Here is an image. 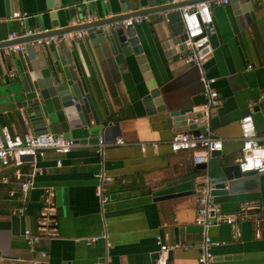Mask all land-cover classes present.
Returning a JSON list of instances; mask_svg holds the SVG:
<instances>
[{
	"label": "crops",
	"instance_id": "crops-1",
	"mask_svg": "<svg viewBox=\"0 0 264 264\" xmlns=\"http://www.w3.org/2000/svg\"><path fill=\"white\" fill-rule=\"evenodd\" d=\"M58 1L60 9L55 12L47 7L55 0H0V41L12 32L52 29L56 25L50 19L52 13L62 27L85 10L107 19L120 6L119 0ZM252 2L256 5L252 18L242 29L229 1L212 7L218 46L201 60L200 66L179 61L182 51L161 47V31L167 26L153 24L155 16L148 15L149 21L135 26L147 58L145 69L120 50L115 51L107 39L98 42L99 37H86L72 42L71 50L80 63L97 121L116 128L105 132L106 128L95 127L83 109L86 126L71 130L66 120L54 124L61 115L57 113L47 133L70 132L71 138L82 144L93 137L106 141L120 138L127 145L105 148L102 155L84 147L67 155L47 152L38 161L43 171L28 192L21 214L19 200L10 199L8 186L0 183V264H100L103 257L107 264H153L157 236L167 246H176L167 253L168 264H198L204 236L214 244L209 250L215 264H264V174L256 192L211 198L217 211L225 216L247 206L249 219L237 220L232 226L220 223L206 230L195 223L199 194L196 179L208 170L214 171L221 161L239 163V121L259 102L262 116L256 133L264 138V101L260 100L264 95V0ZM13 13L27 15L23 27L10 20ZM182 45L185 43L177 47ZM0 63L4 69L14 68L10 56ZM202 76L215 79L221 104L206 120L193 123H207L200 132H214L222 148L220 156L210 157L205 170L200 171L195 166L202 164L193 163L191 152L171 151L169 142L178 133L167 127L163 114L136 115L132 104L141 95L155 91L159 104L167 111L199 110L205 104ZM8 84L4 81L0 85V125L16 135L33 133L17 120L8 100ZM61 108L58 103L56 109ZM141 144L146 145L144 150ZM100 170L112 179L107 185L106 204L95 195L94 175ZM12 172L11 168L0 167V178ZM178 194L182 195L155 200ZM27 229L39 236L33 247L24 240ZM92 237L99 239L85 243L84 239Z\"/></svg>",
	"mask_w": 264,
	"mask_h": 264
},
{
	"label": "water",
	"instance_id": "water-1",
	"mask_svg": "<svg viewBox=\"0 0 264 264\" xmlns=\"http://www.w3.org/2000/svg\"><path fill=\"white\" fill-rule=\"evenodd\" d=\"M228 1L233 6L238 28L242 29L252 18L251 15L256 5L252 0ZM119 3V10L115 11L109 18L78 27H72L70 25L61 27L55 15L52 13L50 19L56 22V25L53 24L52 29H47V34H34L18 38L8 43H0V47L6 44L23 45L21 51L10 55L16 76L12 80L5 79V81L9 83L8 100L15 109L17 120L24 127H29L33 132L32 134L39 135L47 133L48 126L52 125L51 119L54 116L56 117L58 115L57 113L61 115L60 117H56V119L58 118V122L54 124H61L62 120H66L68 129L71 130L86 126L83 109L87 114H90L91 119L95 123V127L106 128L105 132L116 128V125H112L109 122L99 124L97 121L93 101L85 83L80 63L76 53L71 50L72 42L76 43L78 40L73 38L72 41L69 40L66 43L57 45L50 44L47 46L39 45L37 40L44 37L95 28L113 21L149 15L155 16V19L152 21L153 24L167 26V30L162 29L161 31L164 38L162 48H174L173 50L176 53L186 49L183 45L177 47L178 44L184 43L186 40L185 34L178 26L180 15L177 10L187 4V1L119 0ZM47 7L48 10L56 12L60 9V2L55 0L54 5L49 3ZM65 23H67L66 19ZM87 37H99L98 42H103L107 39L115 51L120 50L124 57L133 58L138 66H143V69L146 68L147 58L135 26L126 29H113L109 32H103L101 30L90 31ZM217 46L218 41L214 28V33L207 35V43L200 49L199 58L204 61ZM37 57H41V59ZM2 70L4 71L5 69L2 67ZM157 98L155 91L143 94L137 98L132 104L136 115L161 113L164 116L167 127L175 129L174 132L177 133L190 132L192 134H198L200 128L207 125L205 122L193 123L203 119V107L199 110L182 108L167 111L164 106L159 104L160 101ZM72 101H76V103L73 104ZM58 103L62 107L59 110L56 109ZM261 105L262 103L259 102L258 105L251 107L256 129H258V123L261 121ZM71 109L75 113L74 116H71ZM63 136L71 138L70 132H65ZM86 140H89V143L97 142L96 137ZM80 142H85V140ZM260 145L264 147L263 143H260ZM219 156V151H213L210 155L211 158ZM195 168L200 171L205 170V165H196ZM263 174L264 171L261 173H240L238 164L228 165L227 161L224 160L221 161L214 171L208 170L205 175L196 179L198 182L197 188L198 190L206 188L212 199L227 195L253 193L259 190V179ZM182 194L168 195L155 200L170 199L173 196H180ZM261 215L264 220V208L261 210ZM99 263L107 264L106 258L103 257Z\"/></svg>",
	"mask_w": 264,
	"mask_h": 264
},
{
	"label": "built area",
	"instance_id": "built-area-1",
	"mask_svg": "<svg viewBox=\"0 0 264 264\" xmlns=\"http://www.w3.org/2000/svg\"><path fill=\"white\" fill-rule=\"evenodd\" d=\"M188 3L180 7L177 11L180 15V25L182 32L186 36V49L178 55V60L185 64H196L200 66L201 59L199 58V51L207 43V35L214 33L212 7L225 5L228 0H173V2ZM106 2V0H104ZM26 14L13 13L11 21H16L23 27ZM96 15L85 10L80 17H75L70 22V26L78 27L93 22L99 21ZM149 21L148 16H136L128 19L113 21L105 25L97 26L95 28H88L84 30L66 33L62 35L44 37L37 40L39 45H57L66 43L73 36L75 39H84L88 36L90 31L101 30L109 32L113 29H126L144 22ZM48 30H23L22 33L12 32L6 40L0 43H8L21 37H27L34 34L45 35ZM23 49L22 44L5 45L0 47V61L5 60L11 54L17 53ZM16 76L15 69L2 70L0 63V85L7 80H12ZM203 98L205 104L202 113L203 119H207L209 114L216 110L221 102L218 92L214 88L215 79L202 76ZM264 101V95L260 99ZM239 128L241 133L242 147L241 158L238 163L240 173L264 171V138H261L256 133V128L253 120V112L250 108L249 113L239 121ZM127 145L122 139L115 138L111 141H106L99 137L94 145L89 143H78L72 138H66L63 135H54L52 133H45L35 135L32 133H25L23 135L13 134L7 126L0 125V167L13 169L11 176H2L0 183L7 185V196L10 199H18L21 207L18 213L24 211V205L27 200V194L34 188L36 177L42 174L43 169L38 166V161L44 159L47 152H53L59 155H67L77 148L95 149L98 154L103 153L105 148L125 146ZM170 149L172 152H191L194 164L207 163L213 151H220L222 148V141L214 132L206 129L198 134L189 132L174 134L171 138ZM145 144H141V149H145ZM154 147L155 144H152ZM96 179L95 195L100 200L101 204L109 202L107 194V185L112 181L103 170H100L94 175ZM198 211L195 223L201 226L204 230L213 225L225 223L232 226L235 221H243L251 217L248 213L247 206H241L239 210L232 215H222L214 207L206 188L199 190ZM255 220V217L253 216ZM56 226V223L53 224ZM24 240L29 247H33L39 240L38 235H34L30 230H25L23 234ZM98 237L86 238L85 243L93 244L97 242ZM155 243L158 247L157 257L153 264H168L167 253L176 248L167 246L162 242L160 236L155 238ZM214 245L204 236L202 253L198 258V264H215L210 247ZM44 254L41 255L44 258Z\"/></svg>",
	"mask_w": 264,
	"mask_h": 264
}]
</instances>
